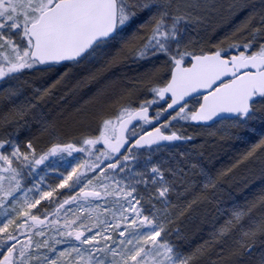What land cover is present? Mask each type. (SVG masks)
Wrapping results in <instances>:
<instances>
[{
	"label": "snow or ice",
	"instance_id": "obj_1",
	"mask_svg": "<svg viewBox=\"0 0 264 264\" xmlns=\"http://www.w3.org/2000/svg\"><path fill=\"white\" fill-rule=\"evenodd\" d=\"M57 65L95 67V132L47 118ZM195 128L244 147L205 167L173 151ZM0 264H264V0H0Z\"/></svg>",
	"mask_w": 264,
	"mask_h": 264
},
{
	"label": "trees",
	"instance_id": "obj_2",
	"mask_svg": "<svg viewBox=\"0 0 264 264\" xmlns=\"http://www.w3.org/2000/svg\"><path fill=\"white\" fill-rule=\"evenodd\" d=\"M201 34H202V29L200 31V39L203 38V36ZM201 36H202V38H201ZM220 36H221L220 33L219 34H217V33L211 34L210 36L207 37V40H209V39L212 40L213 38L217 40L220 38ZM205 40L203 38L202 41L206 42ZM208 42H214V41H208ZM205 45L206 44H204V46ZM213 51H215L214 48H213ZM80 68L84 69V68H86V66H81ZM89 68H94V69H90L91 72L95 71V67L90 66ZM66 69L69 70V68L62 66V67L56 68L55 71H61V70H66ZM88 76L89 75H87L86 77H88ZM77 85H78L77 90H80L81 93H85L83 98L77 97V100H79L77 102V104H78L77 109H79L83 106V104H85V101L88 100L89 93H92V91L95 90L97 85H96L95 81H86V79L79 81L77 83ZM86 93H88V94H86ZM80 98H82V99L80 100ZM77 109L74 110L72 113H67L63 119L64 123L67 126H69V125L71 126L69 129L70 130L69 137L73 136V135L79 136V134H81L84 130L88 131V129L90 127H91V129H92V127L94 128L93 124H96L95 122L97 121V120L90 119L86 125L77 126L74 123V121L78 118V115H79L77 113ZM61 111L67 112L68 110L67 109L66 110L61 109ZM64 129H66V128L64 127ZM191 130H193L194 132L196 131L195 132L196 135L194 136L195 138L193 141L188 142L186 145L182 143V145L185 146L182 149V150H184L183 152L188 151V152L195 153V159L199 160L205 167H208V168L220 169L222 167L230 166V164L233 162V159L237 156L236 155L237 152H236L235 148H236V145L239 143V141L234 140V139H225V140L213 139L212 137H209L207 135L198 134L201 131L198 128L191 129ZM206 141H210V142L206 143ZM201 145H203V147H201ZM200 152H203V154H204L203 157H201L199 155ZM242 169H244L245 171L248 170V169H245L243 167L240 168L239 170H237L235 175L229 181V184L225 185L226 188H229V185H231V190L233 192L236 191L235 181L237 178H239L238 176L242 172ZM243 186H244L243 184L240 185L237 188V190L243 189ZM195 224H197V225H195L196 227L194 228L193 231H189V229L187 231L188 232V240L184 245L185 247H187L188 244H190L192 247H195V245L197 243L203 242V240L201 238L204 237L205 230H207V228H206L207 223L197 221V222H195Z\"/></svg>",
	"mask_w": 264,
	"mask_h": 264
},
{
	"label": "rangeland",
	"instance_id": "obj_3",
	"mask_svg": "<svg viewBox=\"0 0 264 264\" xmlns=\"http://www.w3.org/2000/svg\"><path fill=\"white\" fill-rule=\"evenodd\" d=\"M221 19L220 17H216L214 20ZM222 23L220 21L216 22V25H218L220 28L218 30V33H221L223 31V28L220 26ZM90 66H86V68H80V67H74L69 70H61V71H54L52 73L45 74L44 79L48 80L49 83L54 82L57 79H60L61 76L64 77L63 81L60 85L57 86L56 89H54V96L50 98L49 102L44 106V109H48L50 119L53 118V116L56 117V122L61 126V128L64 130L65 134L69 136L70 134V125L67 126L63 119L67 113H72L74 110L78 108L77 102V95L76 90L78 89L77 83L81 80H84L87 75L91 73L89 68ZM134 73L135 75H138L140 72H143L145 69L143 67H134ZM138 69V71H137ZM67 73L65 76L64 74ZM94 91H92L93 93ZM92 93H89L88 99L91 96ZM141 95H146L148 98H151L150 94L147 92L141 93ZM83 98V97H82ZM80 98V100L82 99ZM84 105V104H83ZM67 109V112H62L61 109ZM60 109V111H59ZM154 114V111H153ZM99 123V122H98ZM98 123L96 124L95 128L90 132L93 133L96 131L98 127ZM64 127L66 129H64ZM66 130V131H65ZM190 134H195V132L191 129H189ZM185 146L181 145L173 149V151L182 150Z\"/></svg>",
	"mask_w": 264,
	"mask_h": 264
},
{
	"label": "bare ground",
	"instance_id": "obj_4",
	"mask_svg": "<svg viewBox=\"0 0 264 264\" xmlns=\"http://www.w3.org/2000/svg\"><path fill=\"white\" fill-rule=\"evenodd\" d=\"M217 21H220L222 24L220 25L222 28H223V31L220 33V38L219 39H212V40H207V37L208 36H210L211 34H216V33H218V30H219V26L218 25H216V22ZM229 30V28H228V25L224 22V20H222V19H217V20H213V22L211 23V24H209L208 26H207V31L205 32L203 29H202V36H203V38H204V40L206 41V47L208 48V50L209 51H213V48H211V46H209V45H211L212 43H218L219 42V40L220 39H222L223 37H224V35H225V32L226 31H228ZM191 36L193 37V38H197V39H200V33H199V35L197 34V32L196 31H192L191 33ZM202 36H201V38H202ZM206 37V38H205ZM203 38L201 39V40H203ZM208 41H214V42H208ZM203 42V41H202ZM134 67H138L137 65H132L130 68H126L125 69V71H127L128 72V75L129 76H136L135 75V73H134ZM144 68V67H143ZM145 69V68H144ZM118 71V70H117ZM95 91V90H94ZM86 94H88V93H86ZM76 95H77V97H83L84 95H85V93H81L80 92V90H76ZM63 109H65V108H63ZM66 110V109H65ZM59 111H60V109H59ZM154 111V110H153ZM44 112H45V114H46V116H47V118L48 119H50V117H48V115H49V112H48V109H44ZM152 114H153V112H152ZM50 120H54V121H56V117L55 116H53V118L52 119H50ZM99 121L97 120L95 123L97 124ZM96 124H93L94 125V128H95V125ZM92 125V126H93ZM93 127H92V129H91V127L88 129V131L87 130H84L82 133H90L93 129H94ZM87 131V132H86ZM80 135V134H79ZM192 135H196V133L195 134H192ZM178 146H181L182 145V143L181 142H179L178 144H177ZM177 146V147H178ZM235 147V146H234ZM243 147H244V145H242V144H240V142L236 145V148H235V150H236V152H237V154L236 155H238V153H239V151L240 150H242L243 149ZM184 150H177L176 152H183ZM239 178H237L236 179V181H235V189H236V191H237V188L240 186V185H244L243 186V188L245 187V185H248V186H252V185H256V184H258L259 183V174H258V172L257 173H253V172H251V171H249V170H244V169H242V172L240 173V175L238 176ZM207 223V226H206V228L207 229H209L210 228V223L209 222H206ZM195 225H197V224H195V223H192V224H190L189 225V227H188V229H189V231H193L194 230V228L196 227ZM188 229H187V231H188ZM206 236H207V230H205V234H204V237L206 238Z\"/></svg>",
	"mask_w": 264,
	"mask_h": 264
},
{
	"label": "water",
	"instance_id": "obj_5",
	"mask_svg": "<svg viewBox=\"0 0 264 264\" xmlns=\"http://www.w3.org/2000/svg\"><path fill=\"white\" fill-rule=\"evenodd\" d=\"M59 66V65H58ZM179 142H177V144H178Z\"/></svg>",
	"mask_w": 264,
	"mask_h": 264
}]
</instances>
